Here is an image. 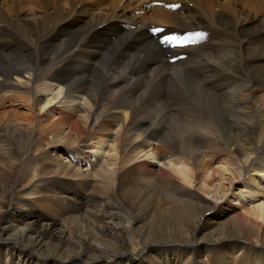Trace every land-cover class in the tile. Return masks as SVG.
Segmentation results:
<instances>
[{"label": "bare ground", "instance_id": "6f19581e", "mask_svg": "<svg viewBox=\"0 0 264 264\" xmlns=\"http://www.w3.org/2000/svg\"><path fill=\"white\" fill-rule=\"evenodd\" d=\"M80 1L0 0V264H264V0Z\"/></svg>", "mask_w": 264, "mask_h": 264}, {"label": "rangeland", "instance_id": "374dc122", "mask_svg": "<svg viewBox=\"0 0 264 264\" xmlns=\"http://www.w3.org/2000/svg\"><path fill=\"white\" fill-rule=\"evenodd\" d=\"M106 1H108V2H110V0H106ZM103 3V1L102 0H81L80 1V3L79 4H77L76 5V7H75V11H73V12H76L75 14H74V18L76 19V20H83V21H87V20H89L91 17H92V14L95 12V9L97 8V6H99V5H101ZM120 5L121 6H128V7H130V6H132L133 4L130 2V0H121L120 1ZM121 8L119 7V9L118 10H120ZM80 12H79V11ZM79 12V13H78ZM148 12V10H146V11H144L143 12V14H145V13H147ZM85 13V14H84ZM148 13H151V11L150 12H148ZM145 16H149V14H145ZM73 18V17H72ZM120 19H122V18H120ZM82 21V22H83ZM82 22H80L79 24L78 23H76V25L78 26V25H80ZM69 24V23H68ZM68 24H67V27L69 28V26H68ZM249 41H245V44H248V45H250V46H255V42H252L251 43V39H248ZM168 60H169V58H168ZM171 63V65L173 64V62H170ZM148 76H149V73H148ZM46 88H48L49 89V92L48 93H50V94H53V95H56V94H59V99L62 97V95H63V92H64V89L63 88H61V86L59 85V84H56V83H48V86L46 87ZM46 88H42L41 90L44 92V90L46 89ZM40 90V92H37L39 95H43V93H42V91ZM72 98V99H71ZM58 99V100H59ZM70 99H71V101H73V103L75 104V105H77V104H84L85 103V101H86V99H85V97H83V95H78V96H75L74 97V95H72V97H70ZM56 101H57V99H56ZM174 111H171V113L172 114H174L173 113ZM88 162H86V164H87ZM215 166H217V164L216 163H214L213 165L212 164H210L209 165V170H210V172H211V170L212 169H214V167ZM209 170H208V172H209ZM238 203L239 204H236V205H238L240 208H242L243 210H247L248 209V207H249V202L247 201V200H243L242 202H240V201H238ZM210 214H212V213H209V215L208 216H210ZM204 218L206 217V215H204L203 216Z\"/></svg>", "mask_w": 264, "mask_h": 264}, {"label": "snow or ice", "instance_id": "6c2138e0", "mask_svg": "<svg viewBox=\"0 0 264 264\" xmlns=\"http://www.w3.org/2000/svg\"><path fill=\"white\" fill-rule=\"evenodd\" d=\"M175 7V6H173ZM175 39L174 37H165L163 42H169L170 40Z\"/></svg>", "mask_w": 264, "mask_h": 264}]
</instances>
